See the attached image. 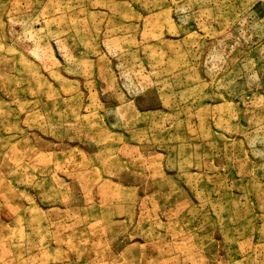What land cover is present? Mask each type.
I'll return each instance as SVG.
<instances>
[{
  "label": "rangeland",
  "instance_id": "obj_1",
  "mask_svg": "<svg viewBox=\"0 0 264 264\" xmlns=\"http://www.w3.org/2000/svg\"><path fill=\"white\" fill-rule=\"evenodd\" d=\"M0 264H264V0H0Z\"/></svg>",
  "mask_w": 264,
  "mask_h": 264
}]
</instances>
